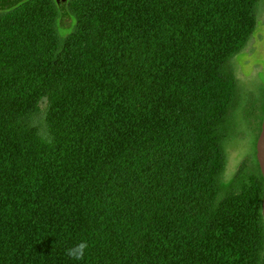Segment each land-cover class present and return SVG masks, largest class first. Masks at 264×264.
<instances>
[{
    "label": "trees",
    "instance_id": "obj_1",
    "mask_svg": "<svg viewBox=\"0 0 264 264\" xmlns=\"http://www.w3.org/2000/svg\"><path fill=\"white\" fill-rule=\"evenodd\" d=\"M263 1L0 12V264H264L257 161L225 179L233 120L262 119L233 60Z\"/></svg>",
    "mask_w": 264,
    "mask_h": 264
},
{
    "label": "rangeland",
    "instance_id": "obj_2",
    "mask_svg": "<svg viewBox=\"0 0 264 264\" xmlns=\"http://www.w3.org/2000/svg\"><path fill=\"white\" fill-rule=\"evenodd\" d=\"M258 27L254 37L234 60L235 76L246 106L260 102L264 95V1L260 4ZM248 108V109H250ZM243 113L242 115H240ZM240 112L233 120V128L227 142V167L225 179L231 178L251 158L256 122ZM244 115V116H243Z\"/></svg>",
    "mask_w": 264,
    "mask_h": 264
},
{
    "label": "water",
    "instance_id": "obj_3",
    "mask_svg": "<svg viewBox=\"0 0 264 264\" xmlns=\"http://www.w3.org/2000/svg\"><path fill=\"white\" fill-rule=\"evenodd\" d=\"M26 0H0V12L8 11L23 3ZM59 11V27L62 30H69L73 25V19L67 10L68 0H54ZM256 160L263 179V191L261 202V213L264 220V111L261 123V131L256 142Z\"/></svg>",
    "mask_w": 264,
    "mask_h": 264
},
{
    "label": "clouds",
    "instance_id": "obj_4",
    "mask_svg": "<svg viewBox=\"0 0 264 264\" xmlns=\"http://www.w3.org/2000/svg\"><path fill=\"white\" fill-rule=\"evenodd\" d=\"M88 248V242L86 240H82L71 248L66 249V255L74 260H83Z\"/></svg>",
    "mask_w": 264,
    "mask_h": 264
},
{
    "label": "flooded vegetation",
    "instance_id": "obj_5",
    "mask_svg": "<svg viewBox=\"0 0 264 264\" xmlns=\"http://www.w3.org/2000/svg\"><path fill=\"white\" fill-rule=\"evenodd\" d=\"M263 111H264V108H263ZM262 117H263V114H262ZM261 123H262V119H261L260 124L257 123L256 124L257 126H255V128H254V130H256V132H255L254 144L252 146L253 150H251V160L252 159L256 160V142H257V139H258L260 131H261Z\"/></svg>",
    "mask_w": 264,
    "mask_h": 264
}]
</instances>
